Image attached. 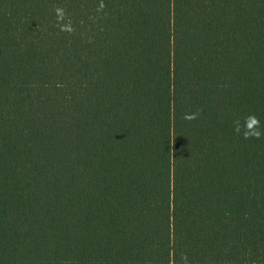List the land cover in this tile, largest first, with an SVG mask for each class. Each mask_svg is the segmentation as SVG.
<instances>
[{"label":"trees","instance_id":"1","mask_svg":"<svg viewBox=\"0 0 264 264\" xmlns=\"http://www.w3.org/2000/svg\"><path fill=\"white\" fill-rule=\"evenodd\" d=\"M0 264H264V0H0Z\"/></svg>","mask_w":264,"mask_h":264},{"label":"clouds","instance_id":"2","mask_svg":"<svg viewBox=\"0 0 264 264\" xmlns=\"http://www.w3.org/2000/svg\"><path fill=\"white\" fill-rule=\"evenodd\" d=\"M58 12H59V10H58ZM257 123H258V121L253 117V118H251V123L249 125L251 126L252 124H257ZM252 134L257 136V137H259L261 135L260 131H258V130L254 131Z\"/></svg>","mask_w":264,"mask_h":264}]
</instances>
